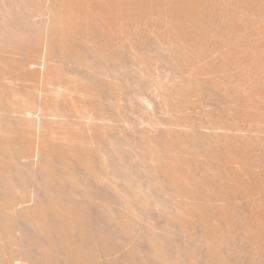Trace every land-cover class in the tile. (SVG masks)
Returning a JSON list of instances; mask_svg holds the SVG:
<instances>
[{"label":"bare ground","instance_id":"1","mask_svg":"<svg viewBox=\"0 0 264 264\" xmlns=\"http://www.w3.org/2000/svg\"><path fill=\"white\" fill-rule=\"evenodd\" d=\"M0 264H264V0H0Z\"/></svg>","mask_w":264,"mask_h":264}]
</instances>
